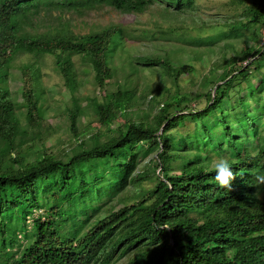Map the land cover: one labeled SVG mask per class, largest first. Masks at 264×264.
<instances>
[{
  "label": "trees",
  "instance_id": "obj_1",
  "mask_svg": "<svg viewBox=\"0 0 264 264\" xmlns=\"http://www.w3.org/2000/svg\"><path fill=\"white\" fill-rule=\"evenodd\" d=\"M167 1L177 11L182 5L193 2ZM55 4L74 9L107 6L124 14H140L152 6L153 0H55ZM38 6L36 0H0V71L20 54L50 55L64 86L73 93L75 74L64 56H81L102 96L100 102L93 100L92 111L93 123L104 131L91 134L94 145L86 147L76 132L79 108L74 103L67 127L73 147L64 157L45 154L40 151L44 143L40 134L37 133L36 142L27 144L26 141L28 130L39 129L43 121L38 71L24 68L20 87V105L27 131L20 132L15 105L9 93L0 88V256L13 257L5 248L15 243L16 232L24 230L25 218L34 210H40V196L49 193L51 199V206L45 207V217L36 216L31 220L30 241L4 264H111L118 261L121 264H264V184L256 181L258 174H264V147L242 154V142L246 137H255L252 124L258 115L249 114V105L243 103L241 96V91L249 98L261 93L262 85L254 90L248 85L239 88L247 80V71L253 63L264 59V49L256 47L251 52L246 46L227 60L213 64L208 71L209 77L214 78L211 87L208 91L201 88L206 100L201 110H189L182 105L200 94L189 98L186 94L169 96L167 93L160 103H156L152 94L147 103L160 106L157 112L149 120L139 116L133 119L132 115L139 109L134 91L118 89L104 98L113 76L109 54L123 45L119 27L107 26L76 37L66 30L53 35H31L24 27L29 25ZM241 20L243 22H234L228 29L230 35L235 36L249 27L260 31L264 26V0H250L241 12ZM254 31L251 33L253 41L256 40ZM140 62L142 67L160 70L163 81L167 79L174 86L182 74L193 71L186 63L178 68L167 58L145 56ZM231 92L239 98L242 119L235 134L224 123L222 108ZM252 103V108L261 106L257 99ZM172 109L174 112L170 113ZM187 122L193 124L195 134L200 129L212 151L221 148L222 139H226L224 149L235 175L230 189L221 188L212 170L202 165L206 158L202 141L186 143L183 137L175 138L172 130ZM217 124L222 126L221 135L213 132ZM102 137L104 140L99 142ZM152 147L154 153L147 160L148 168L139 167L141 175L136 176L141 180L148 172H156L155 186L146 191V199L110 209L76 237L59 234L57 222L65 211L69 213L71 224L75 223L73 216L76 215L68 209L74 207V201L81 202L78 216L83 223L86 221L82 214L92 208L83 202L98 194L99 187L89 192L86 189L89 184L98 178L102 184L107 180L108 186L119 182L123 187L126 182H134L136 179L131 173L137 151L144 156V149ZM88 194L90 196L86 197ZM12 214L17 228L11 226Z\"/></svg>",
  "mask_w": 264,
  "mask_h": 264
},
{
  "label": "rangeland",
  "instance_id": "obj_2",
  "mask_svg": "<svg viewBox=\"0 0 264 264\" xmlns=\"http://www.w3.org/2000/svg\"><path fill=\"white\" fill-rule=\"evenodd\" d=\"M36 1L39 2L36 14L31 16L29 25L24 27L25 31L31 35L45 33L53 35L57 32L64 33L66 30L76 37L98 32L107 26L119 27L123 45L109 54V66L113 76L107 85V93L104 98H108V94L118 89L134 91L135 96L139 99V109L132 115L133 119H138L139 116L141 119L149 120L157 112L160 106L147 103L152 94L155 95L156 103H160L162 99L167 97V93L169 96L186 94L189 95V98H192L194 94H200L189 102H183L182 105L187 106L189 110H201L206 104L203 95L205 92L201 93L203 90L201 88L208 91L211 87L214 78L209 77L208 71L213 64L227 60L235 52H239L246 46L253 52L259 44L258 29L254 31L253 27H249L236 33L235 36L230 35L228 30L230 27L232 28L231 25L234 22H243L241 12L245 6H248L250 0H193L190 5H182L180 11H177L175 6L167 0H153L152 6L140 14H124L107 6L93 9H74L66 6L58 7L55 0ZM163 8L168 9V11ZM161 31H165V33ZM253 31L256 36L255 41L251 39ZM145 56L167 58L170 62L175 63L178 68L181 64L186 63L191 66L193 71L189 74H182L174 86L167 79L163 81L161 72L157 68V70H152L142 67L140 58ZM66 60L72 64L75 74L76 88L73 93H70L64 86L62 77L54 66V59L50 55L20 54L0 71V88L9 93L11 101L15 105V111L21 124V133L28 129L24 124L23 111L20 105V87L23 81V73L25 74L26 67L38 71L39 104L43 113V121L39 129L28 130L26 141L27 144L32 141L36 142V135L37 133L40 134V138L44 142L40 151L55 157H64L70 147H73L72 136L67 127L69 111L73 109L74 103L79 108L76 132L83 138L86 147L94 145L95 141L90 137L91 134L104 131L102 127L93 123L92 103L94 99L98 102L102 101V96L98 94L95 88L92 72L81 56H64V61L66 62ZM256 65L259 66L254 69L252 66ZM252 66L247 71V80L238 87L244 89L248 85L251 90H254L257 86H262L261 93H254L250 98L243 93L244 91H241L243 103L249 105L247 108L249 114L253 112V115H258V119L252 124L255 137H246L242 142V154L258 151L264 147V59L260 58ZM134 69H138V71L135 72ZM219 73L220 71L216 74ZM4 75L5 78H3ZM253 99H257L262 107L252 108ZM238 106L239 98L233 92L229 94L228 100L224 101L222 105L225 111L224 123L232 134L236 133V126L242 120L241 110ZM172 112H174L173 109L170 110V113ZM204 121L208 123V120L205 119ZM118 122L121 123L122 119H119ZM193 129V124L187 122L183 127L172 130V133H174L175 138L183 137L186 143L197 139L204 143L206 158L201 162L203 166L211 169V159L214 156H229L224 149L225 138L222 139V147L212 151L209 149L208 141L200 129H197L196 134ZM213 132L221 135L222 126L215 125ZM242 133L244 134V132ZM103 140L104 137L100 138L99 142ZM188 149L190 150V148ZM144 151L146 152L144 156L137 151L134 160L135 165L131 173L134 179L141 175L139 167L146 165L145 167L148 168L147 160L153 155L154 148L144 149ZM32 152L31 149L29 153L32 154ZM175 170L177 171V169ZM155 173L150 171L144 179L126 182L123 187L119 186V182L117 185L108 186L107 180L106 183L102 184L98 178L91 183L92 187H90L91 184L86 187L91 192L99 186L96 189L98 194L91 195L90 200L86 199L83 202L84 205L92 208L89 213L87 211L82 214L86 221L83 223L81 216H78V207L81 202L74 201V207L70 206L68 209H71L76 215L73 216L75 223L71 224L69 213L65 211L57 222L59 234L69 238L76 237L92 225L96 219L106 215L110 209L119 208L122 204H135L146 199V191L155 186ZM89 196L88 194L86 197ZM38 201L42 207L39 211L34 210L25 218L24 230L16 232L15 243L5 248L7 254H12L15 257L32 237L31 220L36 216L45 217L43 215L46 211L45 207L51 206L50 194L41 195ZM10 218L12 220L11 226L17 228L14 214ZM79 223L81 224L79 225ZM13 257L0 256V264H4L6 260ZM121 263L118 261L111 264Z\"/></svg>",
  "mask_w": 264,
  "mask_h": 264
},
{
  "label": "clouds",
  "instance_id": "obj_3",
  "mask_svg": "<svg viewBox=\"0 0 264 264\" xmlns=\"http://www.w3.org/2000/svg\"><path fill=\"white\" fill-rule=\"evenodd\" d=\"M211 170L214 173V179L221 188H231V182L235 179V175L229 156H214L211 159ZM256 181L258 184H264V174H258Z\"/></svg>",
  "mask_w": 264,
  "mask_h": 264
},
{
  "label": "built area",
  "instance_id": "obj_4",
  "mask_svg": "<svg viewBox=\"0 0 264 264\" xmlns=\"http://www.w3.org/2000/svg\"><path fill=\"white\" fill-rule=\"evenodd\" d=\"M258 47L264 49V26L259 31V44Z\"/></svg>",
  "mask_w": 264,
  "mask_h": 264
}]
</instances>
